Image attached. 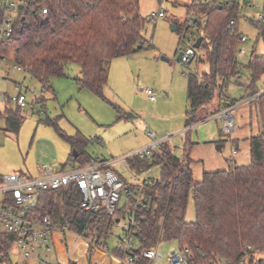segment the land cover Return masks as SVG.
I'll return each mask as SVG.
<instances>
[{
	"label": "trees",
	"instance_id": "obj_1",
	"mask_svg": "<svg viewBox=\"0 0 264 264\" xmlns=\"http://www.w3.org/2000/svg\"><path fill=\"white\" fill-rule=\"evenodd\" d=\"M44 9L47 14L42 13ZM186 9L202 16L197 22L198 29L191 34L197 40L204 38L199 48L198 69L207 65L209 72L201 79L188 76L189 130L183 156L177 157L165 142L160 155L129 158V170L137 176L161 167L159 179L151 183H131L113 167H107L125 182L130 194L114 217L83 211L82 196L75 186L41 192L38 211L49 215L55 228L69 230L85 240H96L97 246L108 252L107 240L118 226L117 221L133 214L131 233L138 242L135 254L155 249L162 241H176L179 249L190 251L194 264H264L257 258L264 253V94L254 103L262 130L250 139L249 166L205 173L196 182L190 158L191 127L215 100L216 93L222 94L227 81L237 74L236 51L242 35L238 23L243 7L239 0L225 3L194 0ZM249 22L264 37V24L252 19ZM145 24L139 14V0H24L12 36L0 41V62L13 56L15 65L38 81L43 90L51 89V79L65 77L67 67L75 64L80 69L75 78L78 87L104 98L112 61L147 49L142 35ZM176 31L182 37L186 34L180 28ZM247 69L251 75L248 89L255 94L264 76V56L252 52ZM44 101H40L42 108ZM22 112L23 109L12 106L7 95L0 111L5 133H20L25 122ZM45 123L53 126L77 152L78 157L71 160L79 167L97 162L85 152L88 140L83 135L69 136L54 121L47 119ZM191 197L196 220L190 223L186 221V212ZM112 254L126 256L117 247ZM139 264L148 262L140 260Z\"/></svg>",
	"mask_w": 264,
	"mask_h": 264
},
{
	"label": "rangeland",
	"instance_id": "obj_2",
	"mask_svg": "<svg viewBox=\"0 0 264 264\" xmlns=\"http://www.w3.org/2000/svg\"><path fill=\"white\" fill-rule=\"evenodd\" d=\"M193 1L139 0V14L146 20L142 35L147 49L131 57L114 60L112 66L110 65L111 71L104 89V98L78 87L75 78L79 76V67L75 64L67 67L65 77L51 79L52 88L43 91L42 85L27 72L21 71L15 74L11 72L15 66L13 56H9L6 62H1L0 92L15 96L17 92L14 90V83L21 84L29 106L23 109L25 122L18 135L5 133L3 131L5 122L0 119V174L9 176L13 173H21L27 177H40L45 169L62 171L79 167L77 162L71 160L74 156L71 146L58 135L53 126L45 123L47 119L57 123L69 136H75L77 133L83 135L88 140L85 152L99 162L113 161L115 171L128 181L134 182V173L127 167V160L151 144L146 136L147 131H154L159 138H168L167 141L177 149L181 147V140L186 138L189 130L185 127L188 110L187 77L192 74L201 79L204 73L209 72L207 65L199 70L196 61L186 67V64L177 60L180 49L186 50L191 42L185 44L184 36L174 30V27L189 34L192 32L191 19L194 18L199 22L202 17L195 11L187 12L186 7ZM211 1L213 0H206V2ZM228 1L230 0H216L217 3ZM239 1L243 10L238 28L249 41L244 44L239 43L237 48L246 50L248 54L238 56L239 78L236 75L230 77L223 91L236 100L244 97L245 93H250L244 83L246 81L251 83L247 65L252 51L255 49L257 55L264 56V37L259 36L257 29L249 22L254 14H264V0ZM245 3H250L251 6L245 7ZM161 11L165 12L164 18L151 20L153 14ZM188 28L190 32L187 31ZM7 74L10 81L3 79ZM263 85L264 76L257 87L261 88ZM146 89L156 93L155 103L150 101L145 93ZM220 92L216 93L215 100L206 108V113H202L199 117L200 123L193 125L189 133L192 143H196L198 138L201 139L200 142L204 141L202 139L208 141L213 134L217 139H221L222 143L218 145L224 148L219 152L218 145L214 147L217 159H207L206 167L218 160L225 162L232 153V140L235 138L234 133H225L224 122L209 119L219 110ZM35 98L45 100L41 112L39 107L34 105ZM4 106L5 104L0 102V110ZM12 106L14 107L15 104L12 103ZM130 115L134 118H129ZM235 119L239 129L238 112H235ZM240 152L244 154L246 150L241 148ZM207 155L205 149H199L194 153L195 159ZM196 165H198L197 174L201 164ZM160 172L161 167L156 166L149 172L138 175V178L142 181L149 178L157 180ZM191 208L190 203L187 216H190ZM122 235L120 226L114 228L111 237L107 240L110 254L116 249ZM51 245L52 263L117 264L102 248L92 249L88 240L66 229L56 228L53 231ZM177 250L179 244L176 241L160 242L158 251L164 256V260L159 264H168V256ZM257 258L264 263V253L259 254Z\"/></svg>",
	"mask_w": 264,
	"mask_h": 264
},
{
	"label": "built area",
	"instance_id": "obj_3",
	"mask_svg": "<svg viewBox=\"0 0 264 264\" xmlns=\"http://www.w3.org/2000/svg\"><path fill=\"white\" fill-rule=\"evenodd\" d=\"M198 3H205L206 0H197ZM250 7V3L244 4ZM20 6L24 7V0H0V41L10 38L14 31V23L21 15ZM47 14V9L42 10ZM165 12L153 14L151 20L164 18ZM252 20L264 24V14H254ZM192 32L197 30V20L191 19ZM205 25V22H204ZM183 40L187 45L186 50L180 49L183 57L180 61L190 65L192 62H199V49L195 48L197 38L191 33L184 35ZM248 37L241 35L240 44L247 43ZM248 52L237 48L236 56H246ZM2 62H6L3 60ZM1 64V62H0ZM24 71L15 65L11 72L13 74ZM239 73L236 74L239 78ZM2 73L0 72V79ZM10 81L9 74L3 77ZM249 87L250 82L244 84ZM17 95L10 96L13 104L21 109L29 106L27 96L23 92L21 84H14ZM46 91V90H43ZM27 92V90H26ZM145 93L151 101H156L157 95L153 90L146 89ZM264 94V90H259L255 94L246 93L245 96L235 101L228 96L222 95L223 107L209 119H221L225 123V133L231 134L236 128L234 111L242 104L257 103ZM6 93L0 92V102L5 104ZM41 98L34 99V105L42 111ZM32 106L33 108L35 106ZM200 123L199 121L197 124ZM196 125V124H195ZM146 136L151 144L143 150L138 151L132 157L151 158L161 154V145L167 142L168 138H159L154 131H147ZM110 162H92L83 167H71L69 170L54 172L45 169V174L41 177H27L21 173H13L0 178V264H59L52 263L50 256L53 254L51 236L55 227L52 218L38 211L39 194L49 190H59L64 187L75 186L82 196L80 207L83 211L98 215L104 213L109 217H114L122 201L128 198L129 190L125 182L112 169ZM134 183H151L155 180H140L137 175H133ZM133 214L126 220H119L118 226L123 231V235L117 245L120 252L125 253V258L110 254L102 248L105 253L117 264H139L140 260H146L148 264H159L164 260V256L159 253L158 247L146 249L135 254L134 250L138 242L132 235ZM92 249L97 246L96 240H88ZM168 264H194L192 255L188 249H179L172 252L167 258Z\"/></svg>",
	"mask_w": 264,
	"mask_h": 264
},
{
	"label": "crops",
	"instance_id": "obj_4",
	"mask_svg": "<svg viewBox=\"0 0 264 264\" xmlns=\"http://www.w3.org/2000/svg\"><path fill=\"white\" fill-rule=\"evenodd\" d=\"M254 51H255V49L252 52H254ZM116 59H118V58H116ZM116 59H114V60H116ZM114 60L112 61V63L114 62ZM112 63H111V66H112ZM111 66H110V71H111ZM110 71H109V76H110ZM79 73H80V69H79ZM187 79H188V77H187ZM247 82H249V81H246L245 83H247ZM14 84H16V83H14ZM187 89H188V87H187ZM259 89L260 90H264V85L261 88H259ZM222 95L228 96L226 94V92H223L221 94V96H220V99H221ZM228 97H230V96H228ZM231 99H233V98H231ZM241 99H239V100H241ZM233 100L239 101V100H236V99H233ZM156 101H157V99H156ZM156 101H151V102L155 103ZM163 101H166V100H163ZM222 107H223V103H222V99H221L220 100V104H219V109L222 108ZM2 110H0V111H2ZM235 112H238V117H239V121L238 122L240 123V125H239V129H238L237 128V120L235 119L236 128L232 132V133L235 134V138L232 140L233 141V144H232L233 147H231V149H232L231 152L233 154L231 153L229 158L225 159V162H224V160H218V162L213 163V164H211L212 163L211 162L210 164H208L207 167L205 165V162L207 161V159H211V160L212 159H217L216 158L217 156H216L215 151H214V147L216 145H218L219 143H222V142H221V139H217V136L215 134H213L211 136V139L208 140V141H206V139H202L204 141L200 142L201 139L198 138L197 139L198 141L196 143H193V147H192L191 153H190V158L193 161L192 171H193V177H194L196 182H200L203 179V176H204L205 173H214V172H218V171H227V170H229L232 167H244V166H249L251 164V153H250L251 144H250V139L252 137H255V136L259 135L261 133V130H262V129H260L261 125H260L259 113H258L257 107L254 104H252V103L251 104H242L241 106L237 107L235 109V111H234V118H235ZM202 113H206V108L201 112V114ZM129 118H134V116L130 115ZM216 120H221V119H216ZM256 121H257V124H256ZM187 129H189V128H187ZM236 129H237V131H236ZM218 133H219V135H221L220 132H218ZM185 141H186V138L183 141L181 140V147L178 148L179 150L176 147H174L173 145H171L168 141L167 142L170 145V147L172 148L174 154L177 157H182L183 156V149H184ZM222 148H224V146ZM241 148L246 150V153H244V154L241 153L240 152ZM199 149H205V151L209 155V158H207L208 157V155H207V157H199V159H195L194 153L197 150H199ZM217 151H219V150L217 149ZM97 161H99V160H97ZM102 162H110V163H113V165H114L113 161L104 160ZM196 164H201L199 166V170H198L197 174H196V168H197L198 165H196ZM127 167L129 168V166H127ZM52 171H54V170H52ZM54 172H59V171H54ZM44 174H45V170L42 171L40 177L43 176ZM4 176H6V175L0 174V178H2ZM129 182L134 183L133 181H130V180H129ZM190 203L192 205V208H191L192 211H191L190 216H187V213H186V221L191 223V222H195V220H196L195 206H194L193 197L190 198L189 204Z\"/></svg>",
	"mask_w": 264,
	"mask_h": 264
},
{
	"label": "water",
	"instance_id": "obj_5",
	"mask_svg": "<svg viewBox=\"0 0 264 264\" xmlns=\"http://www.w3.org/2000/svg\"><path fill=\"white\" fill-rule=\"evenodd\" d=\"M19 9L22 10V9H23V6H20ZM174 30H176V27H174ZM203 41H204V38H199V39L197 40L196 44H195V48H196V49H199L200 46H201V44L203 43ZM182 57H183V53H180V54L178 55V57H177V60L180 61V60L182 59ZM163 60H165V59L163 58ZM222 147H223V146H220V145H219V146H217V149H218L219 151H221V150H222ZM77 157H78V154H77L76 151H74V158H77ZM117 223H119V220L117 221Z\"/></svg>",
	"mask_w": 264,
	"mask_h": 264
}]
</instances>
